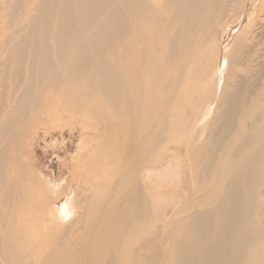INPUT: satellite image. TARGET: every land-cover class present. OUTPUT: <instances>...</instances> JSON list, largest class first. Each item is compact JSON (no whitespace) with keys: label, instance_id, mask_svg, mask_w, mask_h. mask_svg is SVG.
Returning a JSON list of instances; mask_svg holds the SVG:
<instances>
[{"label":"bare ground","instance_id":"bare-ground-1","mask_svg":"<svg viewBox=\"0 0 264 264\" xmlns=\"http://www.w3.org/2000/svg\"><path fill=\"white\" fill-rule=\"evenodd\" d=\"M0 24V264H264V0H0ZM59 118L82 170L32 191L15 148Z\"/></svg>","mask_w":264,"mask_h":264},{"label":"rangeland","instance_id":"rangeland-1","mask_svg":"<svg viewBox=\"0 0 264 264\" xmlns=\"http://www.w3.org/2000/svg\"><path fill=\"white\" fill-rule=\"evenodd\" d=\"M0 30V33H2L1 24ZM0 35L1 39L2 34ZM61 120L62 118L56 120L51 119V121L46 120L47 122L44 121L46 122L44 129L43 126L38 127L40 123L39 121H34L28 131V135H26L21 144L15 148L18 165L23 170V181L28 189H31L32 191H35L36 187L38 192H42L45 189L46 183L44 180H41L43 178H48L53 182H62V179L68 178L71 180L80 173V170H82V167L78 168V165L73 164L71 161L73 156L72 148L74 146L70 141L72 140L71 136L68 137L67 135H64L60 141L57 140L55 136L57 135L58 129L60 131H63L64 129H72L70 121ZM81 125L82 124L74 125L79 131L78 134H80L81 129L86 131L88 128L86 125L81 128ZM74 138L76 139L77 137ZM81 139L91 140L88 135H82ZM71 165L72 167H70ZM47 196L49 203L53 204L51 200L52 196L50 194ZM32 217H35L34 221L40 224L37 226L39 227L36 229L37 233H34L33 236H39L44 239L47 234V229L45 227L44 229L42 228L41 219L45 217H42L41 214L33 215Z\"/></svg>","mask_w":264,"mask_h":264}]
</instances>
